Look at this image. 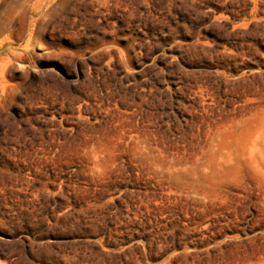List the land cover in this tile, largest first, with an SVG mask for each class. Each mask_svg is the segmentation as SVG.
<instances>
[{
    "label": "rangeland",
    "instance_id": "rangeland-1",
    "mask_svg": "<svg viewBox=\"0 0 264 264\" xmlns=\"http://www.w3.org/2000/svg\"><path fill=\"white\" fill-rule=\"evenodd\" d=\"M0 264H264V0H0Z\"/></svg>",
    "mask_w": 264,
    "mask_h": 264
}]
</instances>
